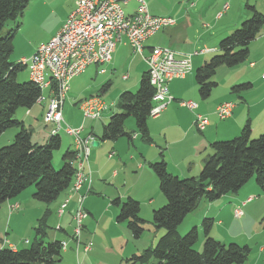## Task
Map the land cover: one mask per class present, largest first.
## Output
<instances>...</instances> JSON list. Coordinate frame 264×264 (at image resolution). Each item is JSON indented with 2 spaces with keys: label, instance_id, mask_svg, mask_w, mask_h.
<instances>
[{
  "label": "trees",
  "instance_id": "obj_1",
  "mask_svg": "<svg viewBox=\"0 0 264 264\" xmlns=\"http://www.w3.org/2000/svg\"><path fill=\"white\" fill-rule=\"evenodd\" d=\"M29 1L0 0V30L8 22L13 23V28H9L0 36V134L9 128L18 129L11 143L0 148V207L6 200L17 196L29 186L34 187L32 197L35 200L52 203L68 190L78 173V166L75 175L76 169L73 165L76 154L70 147L64 150L61 156L60 168L56 169L52 165L53 153L61 147L59 135L50 136L45 144H38L32 140L31 129L21 120L13 118L18 108L30 109L42 93L39 85L33 80H18L19 72L24 67L28 69L26 59L21 58L18 62L9 60L14 36L20 25L18 19L23 16ZM245 7L250 12V17L224 36L218 42V52L194 72L197 92L201 99H207L216 85L212 80L216 68L221 65L233 67L244 62L249 55L250 42L264 27V15L251 5ZM107 86L108 83L105 88ZM250 86L249 82L239 83L231 87V92L240 93ZM153 93L148 72L145 71L135 92L122 91L119 94L118 111L102 126L100 140H114L120 136L131 138L124 130V122L128 116H132L140 137L146 142H151L147 119ZM210 146L212 154L204 159L197 176L180 178L169 173L162 152L159 160L149 162V167L157 177L159 190L165 198V203L153 210L150 224L154 228L163 229L164 233L154 246L139 254H133L127 262L243 264L247 260L250 251L247 245H226L209 236L212 225L210 218H204L201 223L204 240L200 251L194 247L198 241L196 227H192L183 236L177 230L184 217L198 206L200 200L213 201L227 193H235L253 177L260 192L264 194V133L251 137L250 127L245 124L237 136L229 140L214 141ZM112 204L119 209L117 221L125 222L132 236L135 239L140 238L146 222L139 215V203L127 197L122 201L115 198ZM49 214L51 211L46 208L35 227V237L28 246L16 250L0 248V264L60 262L63 241L44 239Z\"/></svg>",
  "mask_w": 264,
  "mask_h": 264
},
{
  "label": "crops",
  "instance_id": "obj_2",
  "mask_svg": "<svg viewBox=\"0 0 264 264\" xmlns=\"http://www.w3.org/2000/svg\"><path fill=\"white\" fill-rule=\"evenodd\" d=\"M209 1L210 0H197L196 5L192 2L187 9L185 8L176 11L177 13H175L173 17L170 16L175 20L174 24L156 31L149 36L143 43L142 52L140 54L133 53L139 58L133 57L130 60L128 59L130 71L134 67L136 69L140 68L142 73L138 72V74L141 73L140 75L142 76V74L147 71L145 57L150 53V49L153 47H167L180 53H195L192 54L190 58V70L185 73L183 77L174 78L168 82V92L173 99L158 116L147 119V128L152 138L151 142H146L140 137L135 122L127 123V128H124V130L131 135V138L120 136L114 140H100L102 126L108 121L107 119L109 117V113L104 114L105 111L101 113L100 119H98L100 124L97 125L96 130L91 127L89 131H86L84 128L86 119L84 118H82L77 124L74 122L72 123V127H82V136L91 133V141L98 142L96 146H92L91 141L89 143V154L86 162H84L83 172L86 174L87 171H89L90 179H87L84 182L83 187L79 191L80 194L85 196V200H88V202L93 201L96 198H102V201L105 202V204L111 203L110 205H112V200L115 198H119L122 201L124 198L131 197L137 200L140 206L142 205L139 215L148 221L147 219H151V211L153 213V210L165 203V198L158 189L157 177L149 167V162H154L160 159L161 152L163 153V159L169 173L180 178H188L199 174L204 159L212 154V148L210 146L212 142L229 140L237 136L245 124H248L250 127L251 137H257L259 134L264 133V27H262L260 33L250 42L247 60L244 63H240L233 67H227L224 65L218 66L212 77V80L216 82V85L213 87L210 96L207 99H201L198 95L197 84L194 80V72L196 68L203 65L213 54L218 52V42L223 38L222 36H226L233 31L232 29L235 27L237 19L250 17V12L245 8L239 9L238 11L236 8L233 10L231 6L232 0L229 2L216 0L217 7L215 8L207 7ZM245 1L247 5L253 6L257 11L264 15V0ZM73 8L74 0H68L67 8L61 17H59L58 23L49 30L46 36L47 39L45 37L43 40H39L34 44L32 49L33 52L31 51L32 54L35 52L38 45L49 40L60 29ZM150 8L154 11L152 13H155L152 14L147 7L148 12L152 15L169 16L164 8H155L153 6L151 7V5ZM132 12L133 11L126 13L130 14ZM195 13H197V15H195ZM35 21L40 22L39 15ZM9 28H11V26ZM219 28L223 29L220 33H218ZM180 31L184 32L187 37L182 36ZM191 31L196 33V36H194ZM190 34H192V36ZM123 46L130 47L128 44L117 43L116 48L107 63L102 65L95 64L96 68L101 66V68H99V73L104 76L107 73L105 68L111 69L117 65L120 47ZM23 57L26 56H21L19 59ZM103 65H105V68H102ZM101 69L104 71L100 72ZM78 76H74L69 81V84L75 83V79ZM126 77L127 76L124 75L123 79ZM106 78L107 76L104 77V79ZM242 82L251 83L248 90L240 93L231 92V87L233 85ZM219 85H221V88L217 87ZM121 87V89L125 90L131 88L128 85ZM45 88L48 89L47 87ZM45 88L42 91L43 94L47 93ZM69 90L70 85L67 92H69ZM67 94L68 93H66V95ZM66 98L67 96L65 99ZM100 99L102 100L101 97ZM65 101L66 100H64V104ZM180 101H192L197 104V107L195 109H189L186 106H182ZM223 101H232L235 105L232 115L225 120H220L217 118L214 111L215 107ZM80 103L76 106V109L78 110H81ZM104 104L106 103L104 102ZM38 105L41 108L40 116H43L47 103H40ZM68 107L70 106L68 105ZM37 108L39 107L37 106ZM37 108L33 105L30 109L20 111L21 121L26 127L31 129L32 140L36 143L37 141L33 139L35 133H37L35 138L38 137L37 139L46 141L49 138V130L51 129L50 125H46V128L48 129L47 133L45 131H36L35 125L32 124V116L37 115L39 111ZM106 108H108L107 105ZM196 114L205 116L208 120V124L201 132L194 126ZM63 119L65 122V118ZM91 120L95 121L97 119ZM63 131L66 133L64 129ZM59 133L60 132H58V134ZM59 136L61 139L60 134ZM12 137V135H9L7 140H10ZM70 137L73 139L71 135ZM68 147L70 146L65 145L64 149L66 150ZM74 147L76 148L74 145L70 148L74 149ZM254 186L253 182L248 181L238 190V192L228 193L223 197L229 196V199L231 200V202H229L230 205H234L235 207L239 206L244 199L250 197L248 195L251 192L258 193L260 191L258 187L255 188ZM62 194L60 201L68 196V190ZM77 197L78 194L71 196L68 206H66L65 211L60 215L61 218H63L66 212L71 216L73 212V202H76ZM63 200L62 202H64ZM251 201L247 202L244 206H247ZM5 203L6 206L3 207L5 208L4 214L6 211L9 212L10 218L8 224L10 227V224L17 219L14 209L20 207V203H23V199L18 196L12 201L7 200ZM61 203L56 204V213ZM210 205L213 206V203L204 206ZM12 207L14 208L12 209ZM226 208L229 209L228 204L218 205L217 210H219V212L215 213L214 216L221 215V211ZM115 209L113 214L115 220L114 224H121L126 227L125 223L117 221L116 216L119 209L117 206ZM87 213V216H89V211H87ZM2 220V212H0V223ZM84 220L87 223L83 224L84 229L82 228L83 231L81 230L80 239H84L83 241L85 242L92 241L91 239H93V237L91 233L85 231L86 225L93 228L96 232L99 228L101 216L98 222L93 219L90 220L89 217H86ZM57 227V231L70 237L69 242L67 240V242L65 241L66 249H63V252L65 251L66 254L69 253L68 247L73 244L72 242L75 244L77 259L79 258L80 247H82L84 252L83 255L87 253L85 256L92 252L89 251L90 249L85 251L83 243H80L79 245L76 244L74 238H72V230L62 227L61 224ZM155 229L156 231L151 237L145 235V229L140 236L139 246L132 247L125 255H129L130 253V255L139 254L144 249L154 246L158 238L164 233L161 229ZM127 230L129 229L127 228ZM88 233L90 236L87 235ZM56 238L57 237L52 236L51 240H58ZM5 240L7 244L0 243V248L7 247L11 249H21L26 247L22 244L21 240H15L10 237H7ZM64 240V238L60 239L61 242H64ZM201 246L202 244L198 243V247L196 248L199 249ZM263 250L264 246H261L259 251L261 255L264 252ZM93 251H96V249H93ZM245 264L248 263L246 262Z\"/></svg>",
  "mask_w": 264,
  "mask_h": 264
},
{
  "label": "rangeland",
  "instance_id": "obj_3",
  "mask_svg": "<svg viewBox=\"0 0 264 264\" xmlns=\"http://www.w3.org/2000/svg\"><path fill=\"white\" fill-rule=\"evenodd\" d=\"M144 1L151 13L154 11L150 8V5L151 7L152 6L155 8L161 7V8L166 9L167 14L172 17L174 16L175 13H177L176 11L183 10L185 8L187 9L188 7H190L192 2L195 5L197 4V0H193V1L191 0H144ZM229 1L230 0H223L222 2H229ZM67 3H68V0H30L23 16L18 19L19 21L18 23L20 25L14 36L13 50L9 55V60L12 62H16L21 56L29 57L33 52L32 49H33L34 44L39 40H43L47 36V33L49 32V30L58 23L59 17H61L63 12L67 8ZM207 5H208L207 7L209 8H215L217 7V1L210 0ZM246 5L247 3L245 0H232L231 1V6L233 10L235 8L237 11L239 9H244V8L246 9L245 7ZM136 6H137V2L135 0H131L128 2L127 5L124 6V11L125 12L134 11ZM152 14H155V13H152ZM38 15H39L40 22L35 21ZM195 15H197V13H195ZM246 19L248 18L246 17L244 19H237L235 23L236 25L232 30L239 27L241 22H243ZM10 26L11 28H13L12 22H8V24L0 30V36H3L7 32V30H9L8 28ZM222 31L223 29L221 28L218 29V33ZM180 33L182 36L187 37L184 32L180 31ZM191 33H193V31H191ZM190 35L192 36V34ZM193 35L196 36V33H193ZM133 57L139 58L138 56L133 54V50L130 47L128 46L120 47V54H119V57L117 58V65L112 67L111 69L110 68L106 69L105 65L102 66V68H105V70H107V73L104 76L101 73H99V68H101V66H98L96 68L95 64H92V65H89L83 72H81L82 73V74L80 73L81 75L80 74H78L79 76L77 75L78 77L75 79L76 81L75 83L69 84L70 90L69 92H67L68 93L66 95L67 98L65 99L66 100L65 104L62 107V115H63L62 118H65L66 121L64 122V119L61 121L60 123L61 127L58 130V132H60L59 134L61 135V147L57 149L56 151H54L53 158H52V165L54 166V168L56 169L60 168L61 156L65 150L64 149L65 145H69L70 147L73 145L76 146V142L74 139L75 136L70 134L73 137L72 139L68 133L66 134L63 131V128L65 127V125L71 126L73 122L77 124L82 120V118H84L86 119L84 123L85 130L89 131L91 127L96 130L97 125L100 124V121H98V119H100L101 113H103V111H105L104 114L109 113V117L113 113L118 111V107L116 106V104H117L118 96L122 91L135 92L137 90L139 86V82H140V76H141L140 74L142 73V71H140V68L136 69L135 67L132 68L130 71L128 59L130 60ZM138 72H141V73L138 74ZM124 75H126L127 77L123 79ZM105 76H107L106 79H104ZM28 78L29 80H31L30 75L27 72V67H24V69L19 72L18 80L24 81V80H28ZM107 83H108V86L107 88H105V85ZM242 83H245V82H242ZM126 85L130 86L131 88L126 89V90L121 89L122 88L121 86H126ZM217 87L221 88V85ZM46 90H47V93H44V94L41 93V94L42 96H46V98L48 99L49 90L48 89ZM97 95L102 98V100L106 103L105 105H107L108 108H105L104 110H102L100 112L99 117L94 118L97 120L93 121L90 118H85L83 116V111L80 109L79 110L76 109V106H78L81 101H84L87 98H90L92 96H97ZM229 102H232V101H229ZM43 103L46 104L47 100H45ZM232 103H233V108H234L235 104L234 102ZM38 104L35 103L34 107L37 108L38 106L39 108L37 109H39V111L36 116H32V124L35 125L36 131H45L47 133L48 129L46 127L50 125L51 129L49 130V137L59 135V134H54V135L51 134V130L54 127V125L51 123L48 124L44 122L43 116H40L41 108ZM68 105L70 107H68ZM196 107H197V104H196ZM233 108H232V111H233ZM23 110H24L23 108H18L13 118L21 120L20 111H23ZM232 111H231L230 116L232 115ZM230 116H228L227 118H229ZM148 117L150 118L149 113H148ZM225 119H220V120H225ZM133 122H134L133 117L128 116L124 122V128H127V123H133ZM74 128H81L80 133H79L80 138H85L87 136L92 135L90 133L86 136H82L81 135L82 127L80 126V127H74ZM195 128L200 132L204 130V129L199 130L196 126ZM17 131L18 129L13 127V128H9L5 130L4 132H2L5 134H2V133L0 134V148L2 146H5L11 143ZM9 135H12L13 137L10 140H7ZM36 135L37 133L33 135V139L36 140L38 144H45L47 142V140L41 141L37 139L38 137L35 138ZM73 150L75 151L76 148L74 147ZM75 154H76V157L73 161V165L76 169L75 170V175H76L77 163H78L77 150L75 151ZM83 168H84V162L82 164L81 172L85 174V172H83ZM86 174H89L88 179H90V172L87 171ZM249 181L254 183L255 188L258 187L255 182V177H253ZM82 187H83V184H82ZM69 188H68V193H70ZM32 190L34 191V187L29 186L17 196L8 199L9 201H12L18 196L22 197L23 199V203H20V207L14 209L16 212L17 219H15L10 224V227L8 224V220L10 218L9 212L6 211V213L4 214L5 208H3L6 206L5 202L7 200L4 202L5 204L3 203L1 205L0 212H2L3 220L0 223V230H1L0 231L1 232L0 243L7 244L5 239L7 237H10L15 240H21L23 245L28 246L35 237V232H34L35 227L39 223V220L43 217L44 210L46 208L50 209L51 214L47 215V221L45 224L46 235L44 239L46 238L47 241H50L52 239V236H54V237H57L56 239H58L59 241L60 239L64 238L65 239L64 241L67 240L69 242L70 241L69 236H66L63 233L56 230L57 226H59L60 224L62 225V227H65L67 229L69 228L72 231H73V226H74L73 221H72V214L70 216V214L66 212L63 218H61L58 213L59 208L57 210V213L55 211L56 204L61 203L63 200L62 199L60 201L63 194H61L54 202L46 204V203L35 200L31 195ZM79 191L77 193L78 196L79 195L83 196L81 206L86 213L87 211H89L90 213V215L87 217H89L90 220L93 219L94 221L98 222L101 216V220L99 221V228L95 232L93 228H90L86 225L85 231H88L89 233H91L93 239H91L92 241H88V242L83 241L84 239L82 238L79 239L80 243H83V248L85 244L90 243L89 251H92V252H90L87 256H85L87 253L83 255L84 252L82 250V247H80L79 255H78L79 258L77 259L75 244L74 242H72L73 244L70 247H68V250H69L68 254H66L65 251L63 252V250H61L62 255H61L60 262L58 264H139L138 262H134V263L127 262V259H129L132 255H130L131 253L129 255H125V254L132 247L139 246L140 238L135 239L132 236V234H130L131 232L127 230V228L124 225L114 224L115 220H114L113 214H114V209L116 208V206L115 205L113 206V204L110 205L111 203L105 204V202L102 201V198H96L95 200L88 202V200H85V196L83 194H80ZM223 196L224 195L220 196L219 198H216L213 201H207L206 199L200 200L198 203V206L192 212L188 213L184 217L180 225L178 226L177 230L179 234L183 236L184 234L189 232V230H191L192 227H196L197 232H198V241L194 247H198V243L203 244V240H204V229L201 223L204 218H210L212 219V225L208 233L209 236L213 237L214 239L226 245H228L229 243H236L240 246L247 245L250 251H249L247 260L243 264H245L246 262L248 264H264L263 263L264 252L262 255L259 252L261 246H264V194H262L260 191L258 193L251 192L248 195L250 197L244 199V201L241 202L240 205L236 207L234 205L233 206L230 205L229 202H231V200L229 199V196H225V197ZM249 201L251 202L247 204V206H244ZM212 203H213V206L211 205L204 206V205H209ZM73 204H74L73 205V211H74L77 207V199H76V202H73ZM222 204H225V205L228 204L229 209L226 208L225 210L221 211V215L219 216L216 215L215 217L214 216L215 213L219 212V210H217L218 205H222ZM13 208L14 207H12V209ZM236 210H240L241 214L239 216L235 215ZM151 215H152V211H151ZM151 215H150L151 219H147L148 221H146L144 218L141 217L146 222L145 223L146 230L144 233L148 237H151V235L155 233L156 231V229L150 224L152 220ZM84 223L86 224L87 222L83 220V224ZM150 225L152 226V228ZM161 230L162 232L164 231L163 229ZM89 233L87 234L88 236H90ZM93 249H96V251H93ZM13 250H16V249H13ZM198 250L199 251L202 250V247H200ZM126 256H129V257H126Z\"/></svg>",
  "mask_w": 264,
  "mask_h": 264
},
{
  "label": "built area",
  "instance_id": "obj_4",
  "mask_svg": "<svg viewBox=\"0 0 264 264\" xmlns=\"http://www.w3.org/2000/svg\"><path fill=\"white\" fill-rule=\"evenodd\" d=\"M131 0H74V8L68 14L60 29L46 42L38 45L40 55L23 57L28 62L27 72L29 75L43 77V68H51L57 71L58 82H47L49 90L46 96H39L40 103L47 100V106L43 114L45 123L54 125L51 131H58L62 118V107L69 89V81L83 72L88 65H102L110 60L117 43L128 44L134 54H140L143 50L144 41L156 31L174 24L175 20L170 16H156L148 12L144 0H135V10L128 14L124 11V3ZM67 52H74V62H66ZM191 54L180 53L167 47H153L145 57L147 68H150L148 80L154 89L152 106L149 110L150 117L158 116L173 99L168 92V82L174 78H181L190 70ZM104 70L101 69L100 72ZM182 106L189 109L196 108L192 101H181ZM85 118L94 119L99 117L100 112L106 105L98 96H92L84 100V106H80ZM233 103L224 101L215 107V115L218 119L230 116ZM208 124L205 116L195 115L194 125L204 129ZM69 134L75 135L81 128L65 125L63 128ZM92 136L83 138L80 149L84 150L86 162L89 154V143ZM89 178V174L78 175V184L70 191L58 213L61 215L68 205L71 196L77 194L82 184ZM83 196H78L77 207L72 212L73 234L76 244H80V234L83 220L87 213L81 206ZM240 210L235 211L239 216ZM58 228V227H57ZM66 242L64 241V250ZM90 249V243L84 245V250Z\"/></svg>",
  "mask_w": 264,
  "mask_h": 264
},
{
  "label": "bare ground",
  "instance_id": "obj_5",
  "mask_svg": "<svg viewBox=\"0 0 264 264\" xmlns=\"http://www.w3.org/2000/svg\"><path fill=\"white\" fill-rule=\"evenodd\" d=\"M126 4H128V2H125L124 6ZM34 55H40V48H37L36 53ZM23 61H25V60H23ZM66 62H74V52H67V54H66ZM147 72H148V75H150V68H147ZM43 76L46 78L47 82H58L57 71H54L51 68H43ZM30 77L35 83H37L39 85L41 90H43L45 87H47V85L45 84V78L40 77L38 75H30ZM40 96H42V94ZM36 103L40 104V98H37ZM80 106H84V101H81ZM57 132L58 131H51L52 134H55ZM66 133L69 134L68 131H66ZM79 133L80 132H76V134L73 135V136H75L74 139H75V142H76V150L78 152L77 156L79 157V161H78V164H77L78 173H77V176H76V179H75L73 185L69 188V191L73 190V188L78 184V175L81 174V162H82V160H84V150L80 149V144H83V138L79 137ZM68 196H69V194H68ZM65 200H64V202H65ZM64 202L60 205V207L63 206ZM62 249H64V242H62Z\"/></svg>",
  "mask_w": 264,
  "mask_h": 264
},
{
  "label": "water",
  "instance_id": "obj_6",
  "mask_svg": "<svg viewBox=\"0 0 264 264\" xmlns=\"http://www.w3.org/2000/svg\"><path fill=\"white\" fill-rule=\"evenodd\" d=\"M97 144H98L97 141H91V145H92V146H96Z\"/></svg>",
  "mask_w": 264,
  "mask_h": 264
}]
</instances>
